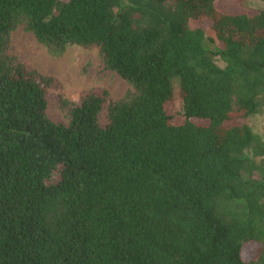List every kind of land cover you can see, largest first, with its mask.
<instances>
[{"label":"trees","instance_id":"obj_1","mask_svg":"<svg viewBox=\"0 0 264 264\" xmlns=\"http://www.w3.org/2000/svg\"><path fill=\"white\" fill-rule=\"evenodd\" d=\"M260 1L0 0V264H264ZM19 24L96 45L135 95L61 99L53 122L51 78L6 53Z\"/></svg>","mask_w":264,"mask_h":264},{"label":"rangeland","instance_id":"obj_2","mask_svg":"<svg viewBox=\"0 0 264 264\" xmlns=\"http://www.w3.org/2000/svg\"><path fill=\"white\" fill-rule=\"evenodd\" d=\"M222 10L239 11L251 8H261L260 0H221ZM207 36L214 38L210 27L206 26ZM210 46V42H207ZM6 53L16 61L26 63L40 74L50 77L51 82L46 89V115L55 123L67 124L69 114L61 99L78 101L86 93L104 95L106 100L124 101L132 98L136 90L130 82L113 70L105 69L99 48L96 45H67L60 53L52 52L46 45L39 42L27 30L24 24H19L10 33ZM174 98L171 105L182 110V101L177 92V79L172 80ZM106 101L100 121L105 120ZM249 124L252 131L264 142V107H260L250 115ZM248 258L255 261L252 250L247 251Z\"/></svg>","mask_w":264,"mask_h":264}]
</instances>
